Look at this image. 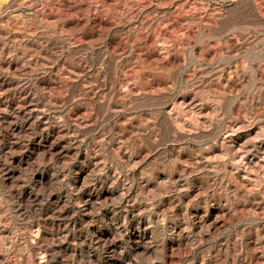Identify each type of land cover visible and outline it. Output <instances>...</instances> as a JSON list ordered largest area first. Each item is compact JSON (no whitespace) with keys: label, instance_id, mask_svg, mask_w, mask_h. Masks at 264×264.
Masks as SVG:
<instances>
[{"label":"rangeland","instance_id":"1","mask_svg":"<svg viewBox=\"0 0 264 264\" xmlns=\"http://www.w3.org/2000/svg\"><path fill=\"white\" fill-rule=\"evenodd\" d=\"M0 264H264V0H0Z\"/></svg>","mask_w":264,"mask_h":264}]
</instances>
